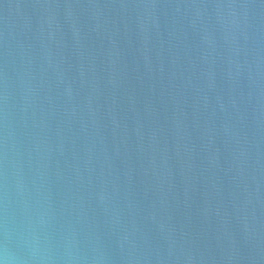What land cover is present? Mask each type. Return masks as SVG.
<instances>
[{
	"label": "water",
	"instance_id": "obj_1",
	"mask_svg": "<svg viewBox=\"0 0 264 264\" xmlns=\"http://www.w3.org/2000/svg\"><path fill=\"white\" fill-rule=\"evenodd\" d=\"M0 264H264V0H0Z\"/></svg>",
	"mask_w": 264,
	"mask_h": 264
}]
</instances>
